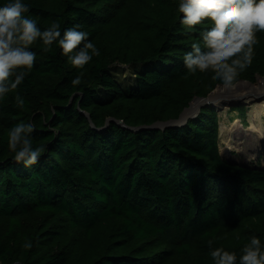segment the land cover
<instances>
[{
	"label": "trees",
	"instance_id": "trees-1",
	"mask_svg": "<svg viewBox=\"0 0 264 264\" xmlns=\"http://www.w3.org/2000/svg\"><path fill=\"white\" fill-rule=\"evenodd\" d=\"M22 2L41 31L57 19L62 31L80 24L100 56L77 70L38 39L34 67L0 100V264H214L208 240L238 264L253 236L264 250V151L262 168L223 157L215 105L182 126L143 128L178 119L223 85L183 63L193 43L203 49L211 22L186 29L179 0ZM256 35L237 82L264 77V32ZM116 65L135 69L126 90ZM21 121L35 123L33 146L45 148L31 167L8 147Z\"/></svg>",
	"mask_w": 264,
	"mask_h": 264
},
{
	"label": "clouds",
	"instance_id": "clouds-1",
	"mask_svg": "<svg viewBox=\"0 0 264 264\" xmlns=\"http://www.w3.org/2000/svg\"><path fill=\"white\" fill-rule=\"evenodd\" d=\"M178 11L182 13L180 23L188 30L210 21L211 27L200 33L203 49L199 43L192 44V51L184 56V66L189 72L214 73L212 79L220 80L225 88H234L237 77L252 63L257 33L264 32V0H179ZM30 7L22 0H9L0 7V100L20 86L36 63V53L31 46L39 39L50 50L55 43L61 55L71 66L83 69L100 50L89 40V33L81 31L76 24L61 30V21L54 20L50 27L41 31L30 15ZM80 72L71 84H81ZM14 77V79H13ZM14 105L23 109L25 100L17 94ZM35 123L23 121L8 129V147L14 153V161L31 167L39 163L45 152L43 146H33L32 133ZM209 254L214 264H237V254L220 247H213L208 240ZM31 243L25 247L30 248ZM238 264H264L261 241L253 236L243 247Z\"/></svg>",
	"mask_w": 264,
	"mask_h": 264
},
{
	"label": "rangeland",
	"instance_id": "rangeland-1",
	"mask_svg": "<svg viewBox=\"0 0 264 264\" xmlns=\"http://www.w3.org/2000/svg\"><path fill=\"white\" fill-rule=\"evenodd\" d=\"M113 69H115L117 74L116 78L120 82L123 89L126 90L128 87L133 85L134 72H135V69L133 67L116 65V67H114ZM258 80L259 78L256 79L255 84L253 85H256ZM217 88L218 86L215 88V90ZM263 97L264 94L254 97L238 96L233 99H225L227 101V105L224 107L222 105H219L218 103H217L218 105L216 104L218 106L217 111L219 118V147L221 154L224 152V149L227 148V144L230 143V145L228 146V148L230 149L226 153L229 155V157H227L225 154H224L225 156L222 154L225 158L232 160L233 162L239 163L240 165L243 166H254L258 168L263 167V161H261V156H262L261 154L263 153L264 150L260 154H258L257 147H251L244 143V140L246 138V137L244 138V135L245 136L248 135L249 132L248 127L251 126L252 118H254L253 114L255 113L254 111L256 110L255 108L252 107V104L260 103L264 101V99H262ZM240 105L244 106L245 108L244 118H241L243 117L242 116L243 110H240L238 108ZM235 106H238L237 110H233ZM196 113L197 111L195 112V114ZM256 121L258 122L259 126L261 125L263 126L264 114H262L260 119ZM235 136H237L240 141ZM235 141H238L239 145H237V142ZM234 143H236V145Z\"/></svg>",
	"mask_w": 264,
	"mask_h": 264
},
{
	"label": "bare ground",
	"instance_id": "bare-ground-1",
	"mask_svg": "<svg viewBox=\"0 0 264 264\" xmlns=\"http://www.w3.org/2000/svg\"><path fill=\"white\" fill-rule=\"evenodd\" d=\"M263 94H264V78H261V77L259 78L256 85H253V83H249V82L248 83L247 82L238 83L234 88H225L223 85H220L211 94V97L209 99H205V100H201L198 98H196V100L194 99V101L190 103L191 105H189V107H187V109L183 113L182 119L185 120V119H188L196 115L195 112L199 110V107L206 103L217 104L218 100L220 99H224V100L233 99L238 96L254 97V96H259ZM253 104H252V107L255 108L256 110L254 111L255 113L253 114L254 118H252L251 126L248 127L249 129L248 135L246 136L244 135V138L246 137L244 140V143L251 147H257L258 149L257 153L260 154L264 150V125L259 126L256 120H259L262 114H264V101L260 103H253ZM235 142H237V145H239L238 141H235ZM234 144L236 145V143ZM229 145L230 143L227 144V148H225L224 152L222 153L223 155L225 154L227 157H229V155L226 154L227 151L230 149L228 148Z\"/></svg>",
	"mask_w": 264,
	"mask_h": 264
},
{
	"label": "water",
	"instance_id": "water-1",
	"mask_svg": "<svg viewBox=\"0 0 264 264\" xmlns=\"http://www.w3.org/2000/svg\"><path fill=\"white\" fill-rule=\"evenodd\" d=\"M257 78H260V77H257ZM240 82H248V81H244V80H242V81H239V82H237V84L238 83H240ZM249 83H251V82H249ZM236 84V85H237ZM220 86V85H219ZM215 90V89H214ZM214 90L207 96V97H195L194 99H196V98H198V99H201V100H205V99H209L210 97H211V94L214 92ZM193 99V100H194ZM262 99H264V97L262 98ZM261 99V100H262ZM218 104L219 105H222L223 107L224 106H226L227 105V101L226 100H224V99H220V100H218ZM211 105H215V106H217L216 104H212V103H206V104H204V105H202L200 108H199V110L197 111V113H196V115L200 112V109L202 108V107H204V106H211ZM187 109V108H186ZM185 109V110H186ZM185 110L181 113V115L179 116V118L178 119H175V120H170V121H168V122H158V123H155V124H153V125H151V126H146V127H143V128H148V129H165V128H168V127H171V126H182V125H184L187 121H188V119H185V120H183L182 119V117H183V113L185 112ZM196 115H194V116H196ZM194 116H192V117H194ZM192 117H190V118H192ZM112 120V119H111ZM111 120H108L107 122H110ZM140 128H142V127H140ZM140 128H137V129H132V130H140ZM228 161L229 162H231L232 164H234V165H239V166H243V165H240L239 163H236V162H233L232 160H229L228 159ZM243 167H247V166H243Z\"/></svg>",
	"mask_w": 264,
	"mask_h": 264
}]
</instances>
